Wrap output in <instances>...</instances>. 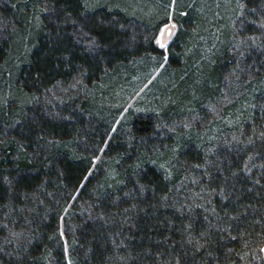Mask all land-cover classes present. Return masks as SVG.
Segmentation results:
<instances>
[{
    "label": "trees",
    "instance_id": "obj_1",
    "mask_svg": "<svg viewBox=\"0 0 264 264\" xmlns=\"http://www.w3.org/2000/svg\"><path fill=\"white\" fill-rule=\"evenodd\" d=\"M99 2L0 0L14 25L0 40V254L21 239L25 264L261 258L264 72L203 131L189 122L219 95L230 48L264 60V0ZM55 155L57 216L26 217Z\"/></svg>",
    "mask_w": 264,
    "mask_h": 264
},
{
    "label": "rangeland",
    "instance_id": "obj_2",
    "mask_svg": "<svg viewBox=\"0 0 264 264\" xmlns=\"http://www.w3.org/2000/svg\"><path fill=\"white\" fill-rule=\"evenodd\" d=\"M99 1L92 0V4H99ZM174 15V9L171 6L165 23L157 27L155 43L158 47H160V44L157 43L158 39L161 42L168 41L164 48L160 47L163 50H166L173 39V35L166 38L164 34L161 38V30L172 28V33H174L178 29ZM173 25L175 27H172ZM13 28L12 20L0 14V40L4 39L8 31ZM228 52L232 58V65L222 73V87L219 95L210 98L202 109L190 118L189 126L195 131H203L211 122L220 119L223 115L224 107L231 104L245 92V86L249 81L261 76L264 72L263 58L257 57L251 60H245L232 48ZM1 130L2 125L0 124ZM61 170L62 158L59 155H55L52 160L50 177L38 182L33 191L23 193L22 213L24 216L33 217L40 215L44 220H51L57 216L56 209L53 206V201L58 197L54 181L60 175ZM7 209L13 215L11 204H7ZM261 247L259 249L261 258H250L251 264H264ZM26 258L24 241L15 239L11 242L7 250L0 254V264H25L27 261Z\"/></svg>",
    "mask_w": 264,
    "mask_h": 264
},
{
    "label": "snow or ice",
    "instance_id": "obj_3",
    "mask_svg": "<svg viewBox=\"0 0 264 264\" xmlns=\"http://www.w3.org/2000/svg\"><path fill=\"white\" fill-rule=\"evenodd\" d=\"M172 27H175V25H173ZM164 34H165V30L162 29L161 33H160V37L162 38L164 36ZM167 34H168L169 37H171L173 35V33L171 31H168ZM157 43L160 44V47L164 48L167 45L168 41L165 40V41L161 42V40L158 39Z\"/></svg>",
    "mask_w": 264,
    "mask_h": 264
},
{
    "label": "water",
    "instance_id": "obj_4",
    "mask_svg": "<svg viewBox=\"0 0 264 264\" xmlns=\"http://www.w3.org/2000/svg\"><path fill=\"white\" fill-rule=\"evenodd\" d=\"M168 31H171L172 32V28H166L165 29V37L166 38H169V36H168ZM261 253H262V256H263V258H264V244H263V246L261 247Z\"/></svg>",
    "mask_w": 264,
    "mask_h": 264
}]
</instances>
